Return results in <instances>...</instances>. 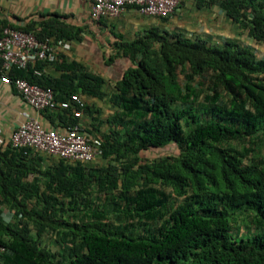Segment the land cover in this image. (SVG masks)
Masks as SVG:
<instances>
[{
  "label": "trees",
  "instance_id": "obj_1",
  "mask_svg": "<svg viewBox=\"0 0 264 264\" xmlns=\"http://www.w3.org/2000/svg\"><path fill=\"white\" fill-rule=\"evenodd\" d=\"M216 3L250 37L264 42V0H197L199 7ZM61 17L24 27L0 20V34L10 26L39 40L78 38ZM122 48L134 64L110 97L119 109L107 120L111 129L101 145L106 165L59 159L42 169L40 154L11 142L0 146V245L6 247L0 264H264V166L257 150L246 146L247 140L264 139V59L236 39L216 46L202 37L157 30ZM41 62L68 73L39 75ZM9 73L51 87L58 100L80 92L106 96L104 79L63 53ZM206 80L211 92L202 119L191 104ZM54 112L66 127L79 122L69 110ZM85 113L95 128L104 123L99 110L86 106ZM241 141L245 145L239 147ZM170 144L177 153L141 162V152ZM94 185L109 197L110 210L90 207ZM167 187L185 199L169 204ZM118 195L132 223L112 220ZM6 207L17 221H5ZM239 210L253 213L256 231L247 237L233 234ZM159 221L155 229L137 228ZM50 233L60 250L44 245Z\"/></svg>",
  "mask_w": 264,
  "mask_h": 264
},
{
  "label": "crops",
  "instance_id": "obj_2",
  "mask_svg": "<svg viewBox=\"0 0 264 264\" xmlns=\"http://www.w3.org/2000/svg\"><path fill=\"white\" fill-rule=\"evenodd\" d=\"M219 9L221 7L218 3L210 7H199L197 0H181L176 13L169 18L144 14L136 7H129L116 16L96 20L91 15L92 2L89 0H0V20L16 27H24L32 22L38 25L51 15H60L62 20L79 32V37L70 41L71 49L63 54L67 61L78 62L86 71L104 79L103 90L106 93L104 98L80 92L87 106L99 110V117L104 123L99 129L95 128L92 115L89 113L83 114L79 119L86 133L93 138L104 140V133L111 129L107 120L119 109L110 101V97L117 93V83L122 79L125 70L134 64V61L125 54L123 44L133 42L152 30L160 33L182 32L190 38L193 37L189 33L197 31L218 33L219 30H209L208 26L216 25L213 13ZM199 37L207 39L206 34ZM36 73L59 78L68 72L57 64L41 62V68L37 69ZM55 112L35 110L13 86L3 83L0 77V146L5 147L11 142L13 131L28 115L39 118L47 128L65 129L66 123ZM40 155L43 157L42 169H47L59 161L54 156ZM103 165H106V160L101 156L87 164L93 168ZM3 213L6 222L16 221L13 211L6 212L4 209Z\"/></svg>",
  "mask_w": 264,
  "mask_h": 264
},
{
  "label": "built area",
  "instance_id": "obj_3",
  "mask_svg": "<svg viewBox=\"0 0 264 264\" xmlns=\"http://www.w3.org/2000/svg\"><path fill=\"white\" fill-rule=\"evenodd\" d=\"M92 2L91 15L98 20L103 17L116 16L136 7L140 12L161 18H169L176 13L181 0H89ZM71 49V42L53 38L39 40L35 34L10 26L4 27L0 34V69L1 81L11 85L35 110L61 108L70 111V115L80 119L87 102L80 93H74L65 100H58L51 87H42L25 78L12 77L14 67L27 68L37 61H54L63 52ZM37 73H40L37 71ZM11 143L17 148H26L32 154H44L64 160L66 163L89 164L102 155V142L90 136L81 124L75 123L65 129L47 128L42 121L28 115L25 121L11 135ZM6 247L0 245V252Z\"/></svg>",
  "mask_w": 264,
  "mask_h": 264
},
{
  "label": "rangeland",
  "instance_id": "obj_4",
  "mask_svg": "<svg viewBox=\"0 0 264 264\" xmlns=\"http://www.w3.org/2000/svg\"><path fill=\"white\" fill-rule=\"evenodd\" d=\"M213 14L215 17L216 25L208 26V29L214 30V31L219 30V32L224 31V33L223 32L221 33L213 32L212 34L208 32L205 33L204 31H197L194 33H189V34H191L193 38H197L202 34H206V38L209 41V43L211 45H216V46L224 45L225 41L228 39H236L242 45L252 48L259 59H264V42L263 41H258L250 37L248 29L241 28L237 24H235L231 19L227 17V15L222 9H219L217 12H214ZM198 88H199L198 96L196 97L195 101L191 104V106L199 110V112H201L202 119H205L208 116V114L207 113L204 114V112L206 111H205L203 104H205L206 95L211 92L210 82L206 80V82L198 86ZM250 142H251L250 140H247L246 146H253V148L257 150V153H256L258 156L257 158L263 160L262 165L264 166V139L255 138V140L253 141L255 143H250ZM234 143L236 144L237 142L234 141ZM243 143L244 141L239 142L238 146L242 147L243 145H245ZM177 152H178V148L174 144H170L166 147H163L162 149H151L149 151H143L140 154L141 162H146L149 159L158 158V157H162V156H165L171 153H177ZM91 192L92 194L89 197L91 208L100 207V208H105L108 210L111 209V204H109L107 200L109 197L105 193L98 191L97 185H94L92 187ZM166 193H167V200L169 204H179L185 199V196L176 195L171 187L166 188ZM116 200L118 201V210L112 212L113 213L111 214L112 220L118 224L120 222L127 223L128 214H125L123 212V210H125V208H123L124 203L120 199L119 195H118V198L116 197ZM82 204L83 203H81L80 205ZM82 207H85V206H82ZM4 209L6 212L10 210L7 207ZM70 212H71L70 214L75 213V211H70ZM114 213H118V217H120L121 219L120 218L116 219V216L114 215ZM121 213H123L122 214L123 216L121 215ZM128 222L132 223L131 221H128ZM157 225L158 226L160 225V221L159 222H148V225L146 223L138 224L137 228L145 229L146 227H149L151 229H155ZM254 231H256V228L253 224V213L252 212L244 211V210H239L237 212H234V215H233V234L234 235L247 237L248 234H251ZM33 232H35V230ZM45 236L46 238L44 239V245H46L47 248H49L50 250L54 252L60 250L61 245L55 234L50 233Z\"/></svg>",
  "mask_w": 264,
  "mask_h": 264
}]
</instances>
